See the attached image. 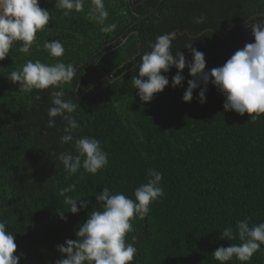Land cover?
<instances>
[{"label":"trees","instance_id":"trees-1","mask_svg":"<svg viewBox=\"0 0 264 264\" xmlns=\"http://www.w3.org/2000/svg\"><path fill=\"white\" fill-rule=\"evenodd\" d=\"M106 23L112 33L89 20L85 11L64 16L55 0H40L51 19L37 33L40 48L31 56L19 52V43L0 60V220L15 235L20 264H56L66 258L58 245L76 240V231L89 213L99 208L96 195L108 187L134 199V190L147 182V169L163 173L165 195L151 205L144 219L133 220L138 255L134 264H219L213 252L241 243L221 239L225 227L250 217V226L264 222V115L255 122L245 113L225 111V97L207 85L206 103L199 102L203 83L191 102L183 95L193 79L186 66L182 86L172 87L173 66L162 73L169 85L150 102L141 101L132 77L138 75L141 56L151 51L158 35L178 33L172 51L186 44L203 52L206 69L222 66L249 43L245 27L264 20V0H105ZM203 16V23H195ZM60 40L59 58L73 64L74 79L62 86L64 99L77 105L72 114L80 123L74 137L98 139L109 163L96 175L68 176L58 160L61 152L75 153L74 142L61 144L67 122L55 118L48 127L51 93L57 89L19 92L8 74L28 59L55 63L43 49L45 41ZM39 97V98H37ZM83 173V175H81ZM66 195L89 201L76 214L66 210ZM79 206V202H78ZM61 211L66 219L61 218ZM227 264H241L233 258ZM247 264H264V245Z\"/></svg>","mask_w":264,"mask_h":264},{"label":"clouds","instance_id":"clouds-1","mask_svg":"<svg viewBox=\"0 0 264 264\" xmlns=\"http://www.w3.org/2000/svg\"><path fill=\"white\" fill-rule=\"evenodd\" d=\"M88 3L87 18L100 25L103 33H112L116 24H108L109 11L105 0H55V9L64 16L73 12L85 11ZM52 13L40 5V0H0V60L5 59L14 44L19 43V52L31 56L34 47L40 48L37 33L45 31L49 26ZM204 17H196L195 23H203ZM254 43H246L237 50L222 66L206 69L205 54L192 44L184 47L190 49L192 60L186 61L181 50L173 53L172 42L177 37L176 32L158 35L155 42H150L151 51L141 56L138 75L132 77L133 86L138 89V96L143 102L153 100L155 94L162 92L169 85L167 73L175 66L178 71L172 77V87L182 86L185 77L182 75L187 66L193 79L188 80V88L183 100L191 102L193 91L203 83L199 92V102L206 103L207 85H215L226 98L225 111H235L243 116L247 113L255 122L264 115V20L252 23ZM43 49L49 57L56 58L55 63H46L41 59H28L23 65L8 74L13 84H19V92L31 94L34 90L57 89L51 93L53 106L48 109V127H54L55 118L61 117L67 122L60 139L61 144L74 142L75 153L61 152L59 162L68 176L84 172L96 175L107 167L108 153L101 142L87 135L74 137L73 132L81 125L72 115L77 105L71 99L65 100L62 86L70 83L76 76L77 69L71 63H64L61 58L65 48L60 40L45 41ZM39 98V97H37ZM83 175V173H81ZM163 173L155 168L147 169V182L140 184L134 190V199L123 192H113L104 187L96 195L99 208L89 213L88 219L76 231L78 239H68L65 244L58 245V250L66 254L56 264H134L138 255L135 247L136 237L128 235L133 232V220L144 219L151 212V205L165 195L161 185ZM72 184L60 190L64 197L66 210L73 214L88 207L89 201L66 195L75 191ZM79 202V206H78ZM62 219H66L63 211ZM250 217L236 222L235 228L225 227L221 239L229 241L239 239L241 243L228 247L221 246L212 254L219 264H227L233 260L247 264L253 255L264 245V222L252 224ZM17 254L15 235L8 230L7 223L0 220V264H20Z\"/></svg>","mask_w":264,"mask_h":264},{"label":"water","instance_id":"water-1","mask_svg":"<svg viewBox=\"0 0 264 264\" xmlns=\"http://www.w3.org/2000/svg\"><path fill=\"white\" fill-rule=\"evenodd\" d=\"M141 1H143V0H130V3H131V5L132 6H134V5H136V4H138V3H140ZM257 16H264L263 14H258ZM250 29L252 30V25L250 26ZM249 29H245L244 31H243V33H242V35H243V37L249 42V43H254L255 42V38H254V36H249V35H247V31H248ZM186 31H184V32H179V31H176V33H177V35H178V33H180V34H184Z\"/></svg>","mask_w":264,"mask_h":264},{"label":"flooded vegetation","instance_id":"flooded-vegetation-1","mask_svg":"<svg viewBox=\"0 0 264 264\" xmlns=\"http://www.w3.org/2000/svg\"><path fill=\"white\" fill-rule=\"evenodd\" d=\"M262 20H259V21H255V22H253V23H257V22H261ZM252 25V23L251 24H249V25H247L246 27H245V29H249L248 31H247V35H249V36H253V34H252V31L253 30H251L250 29V26ZM244 29V30H245Z\"/></svg>","mask_w":264,"mask_h":264}]
</instances>
